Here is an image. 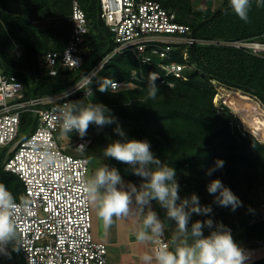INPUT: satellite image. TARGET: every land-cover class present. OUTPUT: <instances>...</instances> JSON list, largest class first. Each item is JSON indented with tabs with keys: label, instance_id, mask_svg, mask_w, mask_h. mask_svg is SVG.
Listing matches in <instances>:
<instances>
[{
	"label": "trees",
	"instance_id": "16d2710c",
	"mask_svg": "<svg viewBox=\"0 0 264 264\" xmlns=\"http://www.w3.org/2000/svg\"><path fill=\"white\" fill-rule=\"evenodd\" d=\"M189 1L166 0V4L178 9L179 21L189 23L199 38L229 40L264 35V3L258 7L256 0H251L249 22L245 23L232 12L229 0H223L215 9L209 6L202 10H195ZM22 4L24 10L21 14L0 8V68L17 75L25 84L27 97L55 93L74 85L113 52V34L100 15V0H81L90 22L82 51L83 65L77 70L50 75L41 61V55L47 51L46 36L52 34L55 44H67L71 5L66 0H22ZM48 17L53 20L45 29L34 23L35 18L43 20ZM16 45L22 50L20 56L16 54ZM189 55L194 67L186 69V78H177L172 87L155 82L159 91L156 98L151 99L148 97V74L162 72V69L150 64L140 67L129 52L114 53L92 76L89 87L93 96H85L87 87L84 86L69 98L71 102L84 100L103 104L110 110L106 114L113 117L111 124L89 126L87 130L111 129L113 134L96 143L93 140L85 155L90 157L95 152L100 156L108 144L122 139L114 131L119 125L126 138L147 140L153 154L176 170V178L182 177L184 170L215 165L220 159L228 166L233 187L238 189L245 185L246 177L250 181H261L264 179V141L251 132L240 131V120L233 114L218 112L213 102L216 89L211 80L240 87L264 105V57L234 46L199 43L190 46ZM134 70H143L146 79H133V87L110 88L112 81L132 79ZM102 83L109 86V91H99ZM37 122L36 114L23 112L21 133L25 135L34 130ZM3 157L4 152H1L0 183L16 200H21L23 182L17 174L3 169ZM105 163L117 168L122 177L130 179L139 188L142 178L134 175L128 165L107 157ZM201 186L197 181L194 189L198 192ZM244 227L250 242L264 239V219L250 221ZM18 256L22 257L19 252ZM22 264H25L24 260ZM249 264H264V257Z\"/></svg>",
	"mask_w": 264,
	"mask_h": 264
},
{
	"label": "built area",
	"instance_id": "2783aa9c",
	"mask_svg": "<svg viewBox=\"0 0 264 264\" xmlns=\"http://www.w3.org/2000/svg\"><path fill=\"white\" fill-rule=\"evenodd\" d=\"M100 8V15L113 34L115 48L88 74L91 77L114 53L124 51L133 54L140 67L146 64L160 67L162 72L150 73L157 74L158 85L171 87L177 78H186L187 68L194 67L190 63L189 48L195 43L234 46L264 57L262 38L197 37L189 23L179 21L178 9L167 5L166 0H100ZM69 19L71 30L65 47L47 50L41 55L46 71L52 76L65 70H77L84 62L82 51L90 22L79 0L71 1ZM16 54H22L19 45H16ZM145 75L143 70H134L132 79L112 81L110 88L129 87L134 85L133 79L145 80ZM77 84L81 88L86 86L85 81L79 80L55 93L27 97L25 84L17 75L0 68V153L4 152L1 165L23 182V198L16 202H29L27 209L15 218L23 243L19 253L25 264H108V246L94 237L92 206L83 192V182L88 179L90 169V157L85 151L94 138L85 135L71 144H60L56 139L58 133H63L58 110L64 103L71 102L69 98L80 90ZM214 99L219 113L240 118L235 113L238 112L244 116L230 99L218 92ZM27 111L36 114L38 122L34 130L24 135L21 114ZM262 114L257 117H263ZM241 120L240 131L251 132ZM45 153L55 156L54 164L42 163ZM257 208L251 222L264 219V201ZM226 228L233 231L232 226ZM162 242L171 248L166 231Z\"/></svg>",
	"mask_w": 264,
	"mask_h": 264
},
{
	"label": "clouds",
	"instance_id": "9594fccd",
	"mask_svg": "<svg viewBox=\"0 0 264 264\" xmlns=\"http://www.w3.org/2000/svg\"><path fill=\"white\" fill-rule=\"evenodd\" d=\"M256 3L259 7L264 0H256ZM229 5L241 21L249 22L251 0H229ZM157 78L156 73H149L148 97L151 99H155L159 91L155 84ZM81 80L86 82L87 90L83 89L85 96H93L89 87L92 82L91 75H82ZM77 88L82 89L78 84ZM99 91L107 92L109 86L102 83ZM58 111L57 118L65 135L76 131L82 138L91 124L103 127L113 123V117L106 114L110 110L100 103L84 100L68 102ZM114 131L122 139L108 144L103 149V155L128 165L134 175L142 178V182L139 188L130 184L126 190L119 170L107 164H101L83 182L86 201L95 208L105 230L114 223V218L121 220L137 213L142 217L141 225L135 233L137 242L155 245L151 254L142 257L143 264H245L244 251L223 224H217L207 236L204 235L203 229L205 226L213 229L212 219L197 220L189 229L193 213L209 214L212 209L210 206H201L199 197L194 193L190 198H180L176 170L153 154L150 143L147 140L126 138L119 125ZM79 147L84 148V145ZM42 163L54 164L55 156L45 153ZM223 167L224 161L217 159L206 174L211 175ZM207 191L221 207L230 206L235 211L241 206L239 198L219 179L212 180L207 186ZM152 201H156L166 210L167 220L175 222L178 237L172 240L171 248L169 244L162 242L167 224L152 210ZM28 203L27 200H22L18 204L13 194L0 183V253L7 254L9 244L12 245L13 251H19L23 247L15 218L22 210L27 209Z\"/></svg>",
	"mask_w": 264,
	"mask_h": 264
},
{
	"label": "rangeland",
	"instance_id": "374dc122",
	"mask_svg": "<svg viewBox=\"0 0 264 264\" xmlns=\"http://www.w3.org/2000/svg\"><path fill=\"white\" fill-rule=\"evenodd\" d=\"M71 1L72 0H66V2H68L70 5H71ZM189 2L191 3V5L195 10H202L204 8H208L209 6L211 9H215L223 2V0H190ZM51 20H53L52 17H48L43 20L39 18H35L34 23L38 24L41 27V29L42 28L45 29L49 25V22ZM262 37H264V35L261 36V38ZM255 38H260V37H255ZM45 45L47 50L63 49L65 47V44L63 43L55 44L54 37L52 34H48L46 36ZM211 82L215 85L216 93L218 92L219 94H221L223 98L231 99L234 95L237 94L239 96L238 101L240 100L239 102L241 103L238 105H243L242 102H252V104H254L255 114L256 113L258 114V112H260L259 114H261V112L264 113V105L260 101L256 100L257 99L256 97L248 95V92H246L242 88L240 87L237 88L235 86H228L222 82L216 83L214 80H211ZM133 86L134 85H131V87ZM215 101L216 99L213 100V102ZM235 113L238 114L237 116L242 119L241 120L240 118H238L241 121H243L242 124H244L245 127L252 130L251 128H253L252 127L253 121H248L244 116H241L240 113L237 112ZM255 120L258 121L259 117L256 118ZM87 133L88 134H86V136L87 135L92 136L96 143L102 137L110 138L113 134V131L111 129L108 130L91 129V130H87ZM253 133L256 134L258 138H261L262 141H264V136L259 135L255 132ZM78 137L80 136L76 131L71 132L67 135H65L64 133H58L56 135V139L60 144H71ZM105 144L106 143L104 142L103 146ZM0 149L2 150V147H0ZM91 155L92 156H90L91 158H90V169L88 172V178L94 173L97 167H99L101 164H106L105 156L103 155V153H101L99 156V154L92 152ZM213 166L214 165H210V166L204 165L197 169L184 170V172L182 173V177L176 178V180L180 182L181 185H186L187 187L195 186L197 184V181L200 182L202 186L199 187V191L197 192L200 195L199 199L202 201L200 202L202 206H210L212 209L211 213L205 215L208 216L209 219H212L213 222L221 223V224L224 223L226 225H231L233 227H236L235 233L233 234H237L239 230V228L237 227L249 223L257 211V206L259 202L264 200V179H262L261 181L258 179L250 181V179L246 177V184L243 185L241 188L237 189L236 187H233L235 185L231 183V179L229 178L230 176L228 174L229 171L227 164H224L223 168L217 169L211 175H207L206 173L208 169L212 168ZM263 175H264V171H263ZM214 179L221 180L223 185L230 188L231 191L241 201V206H238L235 211H233L230 206L229 207L219 206L214 202V196L208 193L207 186ZM253 249H254L253 252H247L245 254L246 256L245 264H248L249 262L253 261L255 257L260 258L262 257V255H264V254L262 255L260 254V252L264 251V243L259 244L257 247ZM18 252L19 251H13L12 245L10 244V250L7 252V255L2 257V262H0V264H22L23 260L22 257L20 258L18 256ZM108 264H109V259H108Z\"/></svg>",
	"mask_w": 264,
	"mask_h": 264
},
{
	"label": "crops",
	"instance_id": "0c3cea01",
	"mask_svg": "<svg viewBox=\"0 0 264 264\" xmlns=\"http://www.w3.org/2000/svg\"><path fill=\"white\" fill-rule=\"evenodd\" d=\"M122 178L126 190L128 188V185L130 184L135 185L130 179H127L125 177ZM178 183L180 186L179 196L181 199L190 198L193 193L200 198V195L194 189V186L187 187L186 185H181L180 182ZM200 201L201 200L199 199V203L202 206L201 204L202 201L201 202ZM177 203H180V201H177ZM151 208L153 211H155L158 214L159 218L167 224L165 231L167 234V238L169 239L172 246V240L178 237V233L175 228V222L166 219V210L160 207V205L156 201L151 202ZM145 211H147V209H145ZM207 219H209V217L206 216L205 214L197 215L193 213L189 221L188 227L190 229L191 224L197 220L205 221ZM92 222H93L92 229H93L94 237L99 241L105 242L108 246L109 264H143L142 257L146 254H151L153 245L150 243H143V244L139 243L137 242L135 237V233L138 231L142 222V217L139 214L134 213L129 217L121 220H116L114 218V223L110 226L109 229L105 230L102 221L96 215L95 208L92 206ZM217 224H221V223L213 222V229H209L208 227L205 226L203 229L204 235L205 236L209 235L210 231L214 230ZM222 224L225 227L231 226V225H226L224 223ZM237 228H239L238 233L233 234L235 233V229H236V227H233V231H231V235L234 241L244 251L245 254L247 252H253L254 250L253 248L257 247L261 243H264V239L250 242L247 239L246 229L244 225L239 226ZM177 242H179V240H177ZM9 250H10V246L8 247L7 252ZM260 254L261 255L264 254V251L260 252ZM5 255L7 254H3V253L0 254V262H2V257ZM262 257H264V255H262ZM257 258L258 257H255L254 259Z\"/></svg>",
	"mask_w": 264,
	"mask_h": 264
},
{
	"label": "bare ground",
	"instance_id": "6f19581e",
	"mask_svg": "<svg viewBox=\"0 0 264 264\" xmlns=\"http://www.w3.org/2000/svg\"><path fill=\"white\" fill-rule=\"evenodd\" d=\"M238 99L239 96L236 94L230 99V102L235 106L237 110H239V112H241L244 115L246 120L253 121V125H252L253 128H251L252 131L259 135L264 136V120H263L264 114H262L263 117L259 118L260 121L259 120L256 121L255 119L258 118L257 116L259 115V112L258 114H255L254 104H252V102H242L243 105H238L241 104L239 102L240 100L238 101Z\"/></svg>",
	"mask_w": 264,
	"mask_h": 264
},
{
	"label": "water",
	"instance_id": "95a60500",
	"mask_svg": "<svg viewBox=\"0 0 264 264\" xmlns=\"http://www.w3.org/2000/svg\"><path fill=\"white\" fill-rule=\"evenodd\" d=\"M0 8L13 14H21L24 10L22 0H0Z\"/></svg>",
	"mask_w": 264,
	"mask_h": 264
}]
</instances>
